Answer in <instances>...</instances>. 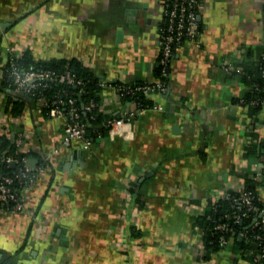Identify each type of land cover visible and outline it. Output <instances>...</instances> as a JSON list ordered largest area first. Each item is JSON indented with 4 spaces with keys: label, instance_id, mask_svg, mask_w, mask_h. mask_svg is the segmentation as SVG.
<instances>
[{
    "label": "crops",
    "instance_id": "obj_1",
    "mask_svg": "<svg viewBox=\"0 0 264 264\" xmlns=\"http://www.w3.org/2000/svg\"><path fill=\"white\" fill-rule=\"evenodd\" d=\"M200 9L199 43L175 50L162 81L157 0H0V69L26 50L77 59L105 82L99 128L125 121L88 148L65 145L64 118L35 100L16 107L23 98L0 84V147L22 134L28 165H45L25 208L0 210V264H252L230 243L205 259L196 217L264 164V104L252 114L242 78L264 56V0ZM117 82L165 89L138 108Z\"/></svg>",
    "mask_w": 264,
    "mask_h": 264
},
{
    "label": "trees",
    "instance_id": "obj_2",
    "mask_svg": "<svg viewBox=\"0 0 264 264\" xmlns=\"http://www.w3.org/2000/svg\"><path fill=\"white\" fill-rule=\"evenodd\" d=\"M200 27L202 30V25ZM11 60L23 68L35 67L36 69H51L57 73H62L69 69L72 74L83 81L82 86L85 92L79 93L81 85L76 86L75 84H69L66 81L63 82L58 79L47 82V86H41L36 91L37 94L33 96V99L35 101H41L40 98H46L48 102H51L56 97H62L64 99L75 98V106L80 113V120L87 124L86 132L89 137L97 139L100 136V132H105V130L107 132L110 129L109 125L105 128H99V125L107 118V115L103 114L101 109L105 82L83 66L80 61L71 59L40 62L36 61L28 50L22 56L14 57ZM6 67H11V62H8ZM263 67L264 56L260 57L257 64H251L249 67L244 65L242 72L243 80L251 87V90L243 101L245 104L248 103L252 114H257L264 104V91L262 90L264 86ZM168 69L169 66L165 69L158 62L156 74L160 80L167 81ZM1 85L5 88L14 89L12 82L7 76H4ZM114 85L118 89L121 88L120 94L125 102H134L138 108L150 105L148 94L145 91L138 90L135 91V94H130L126 90L127 87L135 88L141 85L152 86L153 84H125L123 82H117ZM256 86L261 87V89L259 91L254 89ZM253 99H258V103L251 104L250 102ZM26 101L27 99L23 98L14 102V104H16V107H19ZM90 101L94 102V106L87 110L86 106L90 104ZM43 107L49 113V107L45 105ZM64 107L68 110L67 106ZM257 147L256 143L248 145L246 149L247 156L259 155ZM8 155L19 157L20 154L17 153V146H12L9 141L4 140L0 147V181L3 175H13L20 169V164L12 167L11 163L7 162L6 158ZM262 155L264 157L263 152ZM22 181V184L16 181L13 185L16 187L27 185L28 179L26 177L22 178ZM244 190L251 193L254 208L249 214L243 217V222H234L232 217L239 210V204L234 201V198L239 196L237 192L229 193V198H221L217 202H210L204 212L196 217V224L202 230L203 256L205 259L212 258L215 253L228 247L230 243L232 250L235 251V254L239 258H244L252 264H264V261H255V256L259 253L261 244L264 243V224L260 222L261 209L264 207L263 181L261 179L256 180L253 176L249 175L246 178ZM4 207V209L10 208L8 206ZM255 220L259 224H256L257 221L255 222ZM219 223H226V228L222 230L217 229L216 226ZM242 233L244 234L243 236H241Z\"/></svg>",
    "mask_w": 264,
    "mask_h": 264
},
{
    "label": "built area",
    "instance_id": "obj_3",
    "mask_svg": "<svg viewBox=\"0 0 264 264\" xmlns=\"http://www.w3.org/2000/svg\"><path fill=\"white\" fill-rule=\"evenodd\" d=\"M160 6V21H159V42L161 46V55L159 62L163 68L167 69L170 62L173 59L174 52L177 48L183 46L187 42L200 41L201 36V22H200V11H201V0H157ZM11 67H2L0 69V84L4 76L12 82L14 89H10L14 93L22 96L27 100H34L33 96L37 93L36 91L41 86H47V82L51 80L66 81L69 84H75L76 86L81 85L79 93L85 92L82 86V80L71 73L69 69L62 73H57L51 69H36L35 67L23 68L19 67L13 60ZM227 70L231 68L226 67ZM264 74V67H263ZM103 84V83H102ZM104 85V84H103ZM165 89L164 85L159 82L156 85H141L135 88L127 87L126 92L135 94V91L143 90L146 94H150L155 89ZM120 89L118 92L120 93ZM254 89L260 90L261 87L256 86ZM264 91V86L262 87ZM38 102L49 107V115L53 117H61L65 119L64 132L62 136V143L65 145L71 144L73 140H81L85 147H89L92 143V138L87 135L86 129L87 124L80 120V113L75 106V98L64 99L62 97H56L51 102H48L46 98H40ZM251 104H257L258 99H253ZM68 107V110L66 107ZM94 106V102L90 101V104L86 106L87 110ZM248 106V103H246ZM67 110V111H66ZM124 118H116L110 120V128H113L118 123H123ZM24 136L20 134L15 138V144L17 146V153L19 157L9 155L6 160L9 163H15V166L20 164V169L13 175H3L0 181V210H3L8 206L14 210H21L25 208V200L23 197V190L33 181L40 170H43L45 165H39L36 168L31 167L27 163V155L22 151V143ZM47 159V158H46ZM45 159V160H46ZM28 179L27 185L14 186L13 184L18 181L20 184L23 183L22 178ZM253 177L256 180L264 177V166L262 163L255 165V173ZM264 185V184H263ZM239 196L234 198V201L239 204V210L232 216L234 222H243V217L249 214L254 208L252 204L251 193L245 191L243 188L236 191ZM221 198H229V194L222 196ZM219 198V199H221ZM218 199V200H219ZM215 200L214 202H217ZM260 222L264 224V207L261 209ZM257 220H255L256 222ZM256 224H259L257 221ZM217 229H225L226 223H219L216 226ZM244 234L242 233L241 236ZM260 238V237H259ZM255 261H264V243L261 244L259 253L255 256Z\"/></svg>",
    "mask_w": 264,
    "mask_h": 264
},
{
    "label": "water",
    "instance_id": "obj_4",
    "mask_svg": "<svg viewBox=\"0 0 264 264\" xmlns=\"http://www.w3.org/2000/svg\"><path fill=\"white\" fill-rule=\"evenodd\" d=\"M21 97H22V96H21ZM22 98H23V97H22ZM261 145H262V147H263L262 152L264 153V141L262 142ZM260 149H261V148H260ZM12 166L15 167V163H13ZM263 166H264V164H263ZM263 184H264V177H263Z\"/></svg>",
    "mask_w": 264,
    "mask_h": 264
}]
</instances>
